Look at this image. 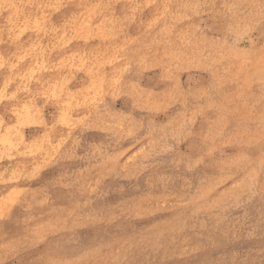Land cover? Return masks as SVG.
<instances>
[{
  "label": "rangeland",
  "instance_id": "rangeland-1",
  "mask_svg": "<svg viewBox=\"0 0 264 264\" xmlns=\"http://www.w3.org/2000/svg\"><path fill=\"white\" fill-rule=\"evenodd\" d=\"M98 261L264 264V0H0V264Z\"/></svg>",
  "mask_w": 264,
  "mask_h": 264
},
{
  "label": "bare ground",
  "instance_id": "bare-ground-1",
  "mask_svg": "<svg viewBox=\"0 0 264 264\" xmlns=\"http://www.w3.org/2000/svg\"><path fill=\"white\" fill-rule=\"evenodd\" d=\"M38 194V193H37ZM40 196H41V194H40ZM34 197V196H33ZM36 197V196H35ZM40 198V197H39ZM38 198V199H39ZM44 199V198H43ZM26 216H27V214H26ZM26 216H24V218L26 217ZM180 217V216H179ZM27 218V217H26ZM178 219V218H177ZM24 220V219H23ZM27 220V219H26ZM25 220V221H26ZM50 220V219H49ZM22 221V220H21ZM29 221V220H28ZM46 221V220H45ZM24 223H26V222H24ZM176 223H177V221H176ZM28 224H29V222H28ZM26 225V224H25ZM23 228V227H22ZM25 228V227H24ZM23 228V229H24ZM25 230V229H24ZM26 230H27V228H26ZM142 230V229H141ZM158 230V229H157ZM31 231V230H30ZM155 231V230H154ZM141 232V231H140ZM139 232V233H140ZM151 232V231H150ZM149 232V233H150ZM161 232V231H160ZM146 233V232H145ZM156 233H159V232H156ZM156 233H153L154 235L156 234ZM151 234H152V232H151ZM136 235V234H135ZM141 235V234H140ZM139 235V236H140ZM149 235V234H148ZM2 236V235H1ZM120 236V235H119ZM124 236V235H123ZM123 236H122V239L124 240V238H123ZM138 236V235H137ZM157 236V235H156ZM155 236V237H156ZM121 237V236H120ZM131 237H129V239H130ZM143 238H144V236H143ZM158 238V237H157ZM12 239V238H11ZM127 239V238H126ZM133 239V238H132ZM139 239H140V237H139ZM154 239V238H153ZM15 240V239H14ZM16 241V240H15ZM134 241H136V240H134ZM140 241H142V240H140ZM145 241H147V240H145ZM152 241V240H151ZM108 242V241H107ZM7 243H8V241H7ZM14 243H16V242H14ZM110 243V242H109ZM158 243V242H157ZM159 243H161V242H159ZM106 244H108V243H106ZM116 244V243H115ZM146 244V243H145ZM110 246H112L111 244H110ZM110 246H109V248H110ZM107 247V246H106ZM152 247V246H151ZM174 247V246H173ZM177 247H175V249H176ZM100 250V249H99ZM177 250V249H176ZM88 251V250H87ZM114 251V250H113ZM179 251V250H178ZM100 252V251H99ZM118 252H120L119 250H118ZM88 253V252H87ZM107 253H109V251L107 252ZM115 253V252H114ZM149 253V252H148ZM109 255V254H108ZM119 255V254H118ZM118 255H116V257L118 256ZM95 257V256H94ZM92 258V257H91ZM110 258H112V257H110ZM113 259V258H112ZM89 260V259H88ZM110 260V259H109ZM96 261V260H95ZM101 261V260H100ZM105 261H106V259H105ZM99 262V261H98ZM97 262V263H98ZM102 262H104V261H102ZM110 262H112V261H110ZM92 263V262H91ZM100 263V262H99ZM85 264V263H84ZM100 264H102V263H100ZM106 264V263H105ZM111 264V263H110Z\"/></svg>",
  "mask_w": 264,
  "mask_h": 264
}]
</instances>
